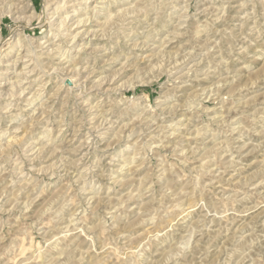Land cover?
Here are the masks:
<instances>
[{
    "label": "rangeland",
    "instance_id": "374dc122",
    "mask_svg": "<svg viewBox=\"0 0 264 264\" xmlns=\"http://www.w3.org/2000/svg\"><path fill=\"white\" fill-rule=\"evenodd\" d=\"M59 1L0 0V264H264V0Z\"/></svg>",
    "mask_w": 264,
    "mask_h": 264
},
{
    "label": "bare ground",
    "instance_id": "6f19581e",
    "mask_svg": "<svg viewBox=\"0 0 264 264\" xmlns=\"http://www.w3.org/2000/svg\"><path fill=\"white\" fill-rule=\"evenodd\" d=\"M2 1V0H1ZM63 1H65V0H63ZM77 1V0H76ZM3 2H4V0H3ZM50 0H43V2H42V5H43V7H42V12H41V15H42V20H40L39 21V24H41V22L42 21H46L48 24H49V26H50V28L52 29V26L53 25H57V24H59V25H62V24H64V22L66 21V18H67V16L68 15H65V16H62L61 17V19L59 20V22H57V23H53L51 20H50V17L47 15V14H50L49 13V11H51V10H53V11H55L56 9H58V2H61V1H59V0H53V2L50 4ZM104 2V1H103ZM106 2H109V0H106ZM101 3V2H100ZM0 4H3L2 2H0ZM13 4V3H12ZM9 5H11V4H9ZM14 8H15V6H14ZM99 8L100 7H97L96 8V11H98L99 10ZM16 9H18V7L16 8ZM22 9V8H21ZM24 9H26V11H27V13L28 14H26V15H24V18L26 19H28V22L31 20V18H33L34 17V15H35V13H36V11H35V9L32 7V5L29 3V2H27V4H24L23 5V10ZM75 9V8H74ZM4 10V9H3ZM13 7L12 6H9L7 9H6V12L7 13H9V14H13ZM20 11H22V10H20ZM19 11V12H20ZM52 11V12H53ZM74 11V10H73ZM15 12H17V10L15 11ZM23 12V11H22ZM25 12V11H24ZM75 12V11H74ZM110 12V11H109ZM2 13H4V12H2ZM18 13V12H17ZM122 13V12H121ZM82 14V13H81ZM106 14V13H105ZM108 16L107 17H109L110 15H111V13L109 14H107ZM48 16V17H47ZM86 17V16H85ZM146 17V16H145ZM18 18V17H17ZM90 18H92V17H87L86 19L84 18V17H77L76 18V24L78 25V24H80V23H82V24H85V23H87V20L88 19H90ZM113 18H115V17H113ZM155 18V17H154ZM73 19V18H72ZM117 19V18H116ZM1 21H2V19H0V23H1ZM94 21V20H93ZM75 22V21H74ZM67 23V22H66ZM42 24H43V22H42ZM90 24V23H89ZM55 25V26H56ZM58 25V26H59ZM55 29V28H54ZM86 29V28H85ZM87 30V29H86ZM88 32V31H87ZM152 32V31H151ZM79 32H77L76 33V35H74V36H77V34H78ZM151 34V33H150ZM74 36H73V38H74ZM21 37H22V35H21V33L19 32V30H18V28H14L11 32H10V34H9V36H8V38H6V39H10L11 40V45H10V47L8 48L9 50L6 52V57H7V60L9 61V59H11L12 57L14 58L13 59V68L15 69V66H16V64H17V61H19L20 59H22L23 57H27V56H31V49H29L27 46H26V44L24 43V41L22 42V40H21ZM6 39H3V40H5L6 41ZM46 41H48V40H46ZM45 42V41H44ZM43 42V43H44ZM29 44H30V41H29ZM28 44V45H29ZM52 44V43H51ZM31 45V44H30ZM53 46V45H52ZM19 47H23V51H24V53L22 54L21 52H20V49H18ZM50 52V51H49ZM33 53V52H32ZM29 54V55H28ZM38 55V54H37ZM32 58H34V56L32 57ZM31 58V59H32ZM3 59V58H2ZM6 61V60H5ZM12 61V60H11ZM34 61H35V59H34ZM4 62V60H1V64H4L3 63ZM71 63V62H70ZM7 64H9L8 62H7ZM6 64V65H7ZM75 66V65H74ZM74 66L72 65V68H74ZM2 69H4V68H1L0 67V70H2ZM7 70V69H6ZM62 78V77H61ZM2 79L3 78H1L0 77V87L4 84L3 83V81H2ZM67 78H62V82L64 81L65 82V80H66ZM44 84V83H43ZM19 86V85H18ZM18 91V90H17ZM0 93H1V91H0ZM3 94V93H2ZM2 94H1V96H2ZM17 128V127H16ZM25 193V192H24Z\"/></svg>",
    "mask_w": 264,
    "mask_h": 264
},
{
    "label": "crops",
    "instance_id": "0c3cea01",
    "mask_svg": "<svg viewBox=\"0 0 264 264\" xmlns=\"http://www.w3.org/2000/svg\"><path fill=\"white\" fill-rule=\"evenodd\" d=\"M0 35L2 36V33L0 32Z\"/></svg>",
    "mask_w": 264,
    "mask_h": 264
}]
</instances>
